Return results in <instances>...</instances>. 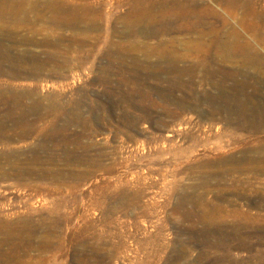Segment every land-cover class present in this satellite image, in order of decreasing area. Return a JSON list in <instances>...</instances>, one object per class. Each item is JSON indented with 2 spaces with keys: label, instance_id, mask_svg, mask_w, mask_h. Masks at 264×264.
Instances as JSON below:
<instances>
[{
  "label": "rangeland",
  "instance_id": "374dc122",
  "mask_svg": "<svg viewBox=\"0 0 264 264\" xmlns=\"http://www.w3.org/2000/svg\"><path fill=\"white\" fill-rule=\"evenodd\" d=\"M16 1L20 21L0 20L16 27L0 23V264H264V180L234 173L246 156L264 160V124L246 125L241 108L223 99L250 94L264 104V82L258 92L252 80L245 92L233 80L213 88L221 74L209 79L201 67L177 89L162 58L178 46L185 55L177 68L197 61L236 71L239 59H207L205 42L180 30L178 13H202L209 39L232 41L237 30L254 43L264 39V0H57L91 21L67 29L50 21V0H32L43 15L31 0ZM137 2L153 18L171 16L170 31L152 25L155 36H124ZM257 50L264 56V43ZM4 180L14 188L8 193Z\"/></svg>",
  "mask_w": 264,
  "mask_h": 264
},
{
  "label": "bare ground",
  "instance_id": "6f19581e",
  "mask_svg": "<svg viewBox=\"0 0 264 264\" xmlns=\"http://www.w3.org/2000/svg\"><path fill=\"white\" fill-rule=\"evenodd\" d=\"M30 1V0H29ZM32 1V0H31ZM30 1V2H31ZM34 1V0H33ZM32 1V2H33ZM39 1V3H40V1L41 0H38ZM51 1V3H48V2H46V3H48L44 8H45V12H47L46 10H48V11H50L51 12V16H50V21H52V22H54V26H57L58 24H59V27L61 28V25H64L65 26V24H66V26L67 27H77V26H80V25H82V24H87L88 25V23H90V22H88L87 21V19H85L84 21H82L83 19H82V16H83V14L81 13V14H78V9L80 8V7H78V9H76V8H73L72 6H70L69 7V5H71V3H73V2H71L70 4H68V0H65V1H68L66 4L64 3H61V4H59L58 2H57V0H50ZM62 1V0H61ZM64 1V0H63ZM73 1V0H72ZM76 1H78V0H76ZM193 1V0H192ZM31 2V3H32ZM42 2V1H41ZM16 3H18V1H16V0H0V20H3V21H5V24L6 23H8L9 24V22H6V21H13V22H16L17 21V23H18V20H19V16H21L23 13L21 12V10H20V7H18L19 5H21V4H17L18 6H16ZM21 3V2H20ZM25 3H28V2H25ZM31 3L30 4H28V5H31ZM35 3L36 2H33V5H31V6H34L35 5ZM75 3H77V2H75V0H74V3H73V6H74V4ZM80 3V5H81V3H82V1L81 2H79ZM83 3H85V2H83ZM82 3V4H83ZM68 4V5H67ZM138 2L136 3V5H135V7H133L134 9L131 11V12H129L128 13V15H127V19H125V22H127L125 25H126V29H127V26H128V31L126 30V33H125V35L124 36H126V34L128 35V34H131V33H136V32H138V33H143V34H145L146 36L147 35H151V36H155L156 35V33L157 32H159L157 29V32L154 30V31H152V29L150 30L149 29V27L150 26H160L161 27V30L162 31H164L165 33L167 32H169L170 31V29H169V26L171 25V24H169L168 25V22H171V21H173V20H171L170 19V17H167L165 14H161V15H159V17H155V18H153V17H151L150 15H149V13L147 12V11H144V10H142L141 9V7H140V9H137L136 7L138 6ZM179 4V3H178ZM37 5H38V3H37ZM37 5H35V7H32L33 8V10L34 9H36V7H37ZM42 5H45V4H43L42 3ZM79 5V4H78ZM79 5V6H80ZM165 5V4H164ZM31 6H29L30 8H31ZM41 6V5H40ZM90 6V5H88V3H87V5H86V3H85V5H84V9L86 10V8L88 9V7ZM154 6V5H153ZM159 6V5H158ZM176 6V5H175ZM191 6V5H190ZM250 6V5H249ZM28 7V8H29ZM72 7V8H71ZM83 7V6H82ZM86 7V8H85ZM177 7V6H176ZM253 7V6H252ZM23 8H26V6H23ZM29 8V9H30ZM32 8H31V11L30 12H32L31 14L32 15H35V13L32 11ZM38 8H41V7H39L38 6ZM43 8V9H44ZM146 8V7H145ZM158 8V7H157ZM28 9V10H29ZM90 9V8H89ZM88 9V10H89ZM22 10H24V9H22ZM91 10H93L92 8L90 9V11H88L89 13L91 12ZM245 10H247V9H245ZM252 10V13L254 14V12L256 13V11H254V8H252L251 9ZM27 11V10H26ZM39 11H41L40 9H39ZM39 11H37V9H36V12H39ZM87 11V10H86ZM94 12H95V10H93ZM92 11V12H93ZM99 11V10H98ZM206 11V12H205ZM205 16L207 15V16H210L211 18H217V19H221V15H219V14H217L216 12H215V10L213 11V10H211V9H205ZM23 12H25V11H23ZM29 12V11H28ZM27 12V13H28ZM30 12L28 13V15L30 14ZM81 12H83L82 10H81ZM88 12H85V13H87L88 14ZM91 12V13H92ZM97 12V11H96ZM95 12V13H96ZM22 13V14H21ZM26 13V12H25ZM41 13H42V15L44 14L43 13V11H41ZM200 13V12H199ZM21 14V15H20ZM50 14V13H49ZM259 14V13H258ZM27 15V14H26ZM25 15V16H26ZM46 15V14H45ZM92 15H94V14H92ZM98 15V14H97ZM96 15V17H99V16H97ZM156 15V14H155ZM178 18L177 19H179V21H183L184 23H185V26L184 27H182L183 29H180V30H182V31H185V32H187V33H189V34H193V35H197L198 34V39H200L201 41H204L205 42V54L208 56L207 57V59H215L216 57H219V58H221V59H223L224 61H226V62H230V60H233V58L232 57H234V59H239V63L237 64V66H238V68L239 69H237L236 71H228L227 69V71H225L224 69H221V68H219V69H217L216 71L215 70H209V68L208 67H206L205 66V64H208L207 62H205V64H203L202 65V63H197V61L196 62H194V63H192V64H190L189 66H186V67H183V68H177L175 65H177L182 59H184L183 57H184V55L185 54H183V52L182 53H178L176 50V48L178 47H170V48H167V50L165 51V53H164V57H162V58H165V59H167V63L171 66V68L169 67V69L168 70H166V72H168V73H175L176 75H177V78H176V82H174V83H172V86L174 85V86H177L178 88L177 89H180L179 87H184L185 86V84L181 81L183 78V76H186V75H189V77L190 76H193L194 74H196V72H197V70L199 69V68H204L205 70H206V75L205 76H208L209 77V79L211 78V79H215V78H217V77H219L220 76V74H221V76L219 77V79L217 80V81H211L212 82V86H213V88L215 87V88H218V87H223L224 89H225V83H227V81H230V80H233L234 82V84H233V87H234V90L235 89H237V90H241V91H243V92H245V89L246 88H248L251 84L249 83L251 80L252 81H254L255 82V84L257 85V87H256V90L258 89V86L259 85H263V82H264V56L257 50V45H260V44H263L264 43V39L263 38H260L259 40H256L257 42H254V43H251V42H249V41H247L246 39H244L243 38V36L241 35V33L239 32V31H237V30H233L231 33H230V35H232V37H234V40H232V41H229V39H223V37L221 38L220 36H219V38L217 37H215V39H209L208 38V36H209V33L206 31V28H208L209 26H210V22L207 20V19H205V18H203V17H201L203 14L201 13V15L200 14H198V13H196L195 12V10L194 11H180V13H178ZM36 16V15H35ZM38 16H39V13L37 14V18H38ZM85 16H87V15H85ZM91 16V15H90ZM89 16V17H90ZM157 16V15H156ZM169 16V15H168ZM175 16V15H174ZM253 16V15H252ZM33 17V16H32ZM40 17H41V19H43L44 18V16H41L40 15ZM43 17V18H42ZM46 17H48L47 15L45 16V21H43V20H41V19H39V20H41V21H43L44 22V24H45V22L47 21V22H49V19H47L46 20ZM95 16H93V18H96ZM175 17H177V14H176V16ZM245 18H242L241 17V23L240 24H244V23H247V20H249L246 16H244ZM26 18H28V16L26 17ZM24 19L25 20V22L27 21V19ZM35 17H33V19H34ZM85 18V17H84ZM21 19V18H20ZM31 19V22L29 21ZM80 19H82L81 21H80ZM92 19V18H91ZM90 19V20H91ZM210 19V18H209ZM23 20V19H22ZM35 20H37V19H35ZM34 20V21H35ZM38 20V21H39ZM94 20V19H93ZM122 20V19H121ZM262 20V19H261ZM2 21V22H3ZM20 21V20H19ZM28 21L31 23V27H33V29H35V26L37 25L33 20H32V18H30V16H29V18H28ZM87 21V22H86ZM95 21H96V19L94 20V21H92L93 22V24L95 23ZM224 24H227V22L226 21H223V20H221ZM12 22V23H13ZM22 23H23V21H21ZM32 22H34V23H32ZM51 22V23H52ZM182 22V23H183ZM0 23H1V21H0ZM4 23V22H3ZM38 23V22H37ZM39 23H40V21H39ZM181 23V22H180ZM2 24V23H1ZM21 24V23H20ZM25 24H27V23H25ZM24 24V25H25ZM33 24H34V26H33ZM41 25L43 24V23H40ZM53 24V23H52ZM123 24H124V22H123ZM212 24V23H211ZM3 26H4V24H2ZM30 25V24H29ZM27 26V25H25V26H23V27H30V26ZM39 25V24H38ZM46 25V24H45ZM100 25V24H99ZM183 25V24H182ZM248 25V24H247ZM252 25V24H251ZM256 25V24H255ZM5 26H7V25H5ZM4 26V27H5ZM11 26V25H10ZM9 26V27H10ZM14 26H15V23H14ZM53 26V25H52ZM64 26H62V27H64ZM66 26H65V28H66ZM94 26V25H93ZM93 26H92V28H93ZM240 26V25H239ZM238 26V27H239ZM253 26V25H252ZM9 27H5L6 29L7 28H9ZM30 27V28H31ZM83 27V26H82ZM85 27V26H84ZM89 27H90V24H89ZM88 26H87V28H89ZM168 27V28H167ZM177 27V26H176ZM216 27V26H215ZM224 27H225V25H224ZM262 27V26H261ZM11 28H13V27H11ZM11 28H9V29H11ZM16 28V27H15ZM15 28H13L12 30H15ZM18 28H19V30H20V27L18 26ZM30 28H28L29 30H31ZM57 28V27H56ZM124 28V29H125ZM156 28V27H155ZM172 28V27H171ZM248 28V27H247ZM246 28V29H247ZM251 28V27H250ZM0 29H2V28H0ZM8 29V30H9ZM22 29V28H21ZM37 29V28H36ZM35 29V30H36ZM55 29V28H54ZM58 29V28H57ZM67 29V28H66ZM78 29V28H77ZM90 29V28H89ZM210 29V28H209ZM209 29H207V30H209ZM255 29V28H254ZM5 30V29H4ZM7 30V31H8ZM11 30V31H12ZM35 30H33V31H35ZM93 30V29H92ZM99 30V29H98ZM122 30V29H121ZM180 30L178 31V32H180ZM213 30H214V28H213ZM229 30V29H228ZM1 31V30H0ZM10 31V30H9ZM8 31V32H9ZM32 31V30H31ZM37 31H38V29H37ZM37 31H35V32H33V33H36ZM39 31H40V29H39ZM120 31V30H119ZM254 31V30H253ZM262 31V30H261ZM6 32V31H5ZM115 32V31H114ZM125 32V31H124ZM1 33V32H0ZM7 33V32H6ZM29 33H31L32 35H33V33L32 32H29ZM39 33V32H38ZM119 33V32H118ZM257 33V32H256ZM3 34H4V32H3ZM8 34V33H7ZM14 34V33H13ZM16 34V36H17V34H18V30H17V32L15 33ZM122 34H123V32H122ZM121 34V35H122ZM137 34V33H136ZM211 34V33H210ZM243 34V33H242ZM12 35V33L10 34L9 33V35L8 36H11ZM31 35V36H32ZM37 35V34H36ZM40 35V34H39ZM227 35V34H226ZM229 35V37H231ZM7 36V37H8ZM15 36V37H16ZM19 36V35H18ZM24 36V35H23ZM23 36H20V37H22V41H23V45H24V40H23ZM28 36V35H27ZM31 36H28L27 38H29L30 39V42H31V39H33V36H32V38H31ZM134 36V35H133ZM138 36V35H137ZM2 37H4V35L2 36ZM5 37H6V35H5ZM15 37H13V39L15 38ZM36 37V36H35ZM130 37V36H129ZM211 37V36H210ZM225 37V36H224ZM263 37V36H262ZM18 38V37H17ZM61 38H63V37H61ZM73 38H74V36H73ZM73 38H72V40H73ZM146 38V37H145ZM8 39V38H7ZM9 39L11 40V38L9 37ZM19 39V38H18ZM47 39H49V37L47 38ZM46 39V40H47ZM51 39V38H50ZM135 39V38H134ZM0 40H1V38H0ZM17 40V39H16ZM15 40V42L16 43H18L17 41ZM20 40H21V38H20ZM20 40H19V43H20ZM86 40V39H85ZM8 41V40H7ZM21 41V42H22ZM27 41H29V40H27ZM26 40H25V42H27ZM49 41V40H48ZM47 41V42H48ZM54 41V40H53ZM87 41V40H86ZM4 42H6V39H5V41ZM12 42V41H11ZM29 42V43H30ZM32 42H34L33 40H32ZM47 42H44V43H47ZM58 42V41H57ZM8 43V42H7ZM28 42L26 43V44H29ZM53 43V42H52ZM86 43V42H85ZM25 44V45H26ZM48 44V43H47ZM58 44V43H57ZM134 44V43H133ZM32 45V44H31ZM140 46V45H139ZM144 46V45H143ZM133 47V46H132ZM130 48H131V46H130ZM5 50V49H4ZM9 50H11V49H9ZM264 51V50H263ZM3 52V50H1V47H0V55H1V53ZM134 52V51H133ZM180 52V51H179ZM23 53V52H22ZM10 54V53H9ZM189 54V53H188ZM8 55V54H7ZM6 55V56H7ZM187 55V54H186ZM48 56V55H47ZM10 57H13V56H10ZM20 58H21V56H19ZM23 57V56H22ZM5 58V57H4ZM3 58V59H4ZM219 58H217V60L219 59ZM10 59V58H9ZM206 59V60H207ZM12 60L14 61V59L12 58ZM11 60V63H13V61ZM205 60V59H204ZM208 61V60H207ZM215 61V60H214ZM220 61V60H219ZM0 62L2 63L3 61H1L0 60ZM238 62V61H237ZM0 63V64H1ZM11 63H9V64H11ZM3 64V63H2ZM5 64L7 65V67L8 68H10L11 66H14V65H9L8 66V62H5ZM211 64V63H210ZM214 64H216V63H214ZM231 64V63H230ZM220 65V64H219ZM2 66V65H1ZM0 66V67H1ZM21 66H23V65H21ZM26 66V65H25ZM28 66V65H27ZM36 66V65H35ZM46 66V65H45ZM215 66V65H214ZM221 66V65H220ZM219 66V67H220ZM225 66V65H224ZM223 66V67H224ZM236 66V65H235ZM20 67V66H19ZM24 67V66H23ZM47 67V66H46ZM135 67V66H134ZM213 67V66H212ZM226 67V66H225ZM1 68H3V67H1ZM6 68V67H5ZM16 68V67H15ZM22 68V67H21ZM136 68V67H135ZM250 69V70H253L255 73H257V74H254L253 75V73L251 74V73H247V72H242L243 70L242 69ZM11 69V68H10ZM34 69H37V68H35L34 67ZM34 69H32V70H34ZM39 69H41V68H39ZM146 69V68H145ZM231 69V68H230ZM233 69V68H232ZM5 70V69H4ZM8 70V69H7ZM6 70V71H7ZM16 70V69H15ZM14 70V71H15ZM18 70V69H17ZM23 70V69H22ZM31 70V69H30ZM136 70V69H135ZM139 70V69H138ZM148 70V69H147ZM159 70H162V69H159ZM234 70H235V68H234ZM1 71V70H0ZM154 71V70H153ZM158 71V70H157ZM163 71V70H162ZM16 72V71H15ZM18 72V71H17ZM165 72V71H164ZM2 73V72H1ZM10 73H11V71H10ZM13 73V72H12ZM23 73V72H22ZM16 74V73H15ZM12 75V74H11ZM18 75V74H17ZM35 75H36V73H35ZM13 76V75H12ZM21 76V75H20ZM243 77L245 80L244 81H242V82H240V81H237V78L238 77ZM11 77V76H10ZM194 77V76H193ZM204 77V76H203ZM14 78V77H13ZM18 78V77H17ZM37 79V78H36ZM195 79V78H194ZM191 80V79H190ZM173 81V80H172ZM210 82V81H209ZM229 83V82H228ZM232 83V82H231ZM253 84V83H252ZM254 87V86H253ZM173 88V87H172ZM250 88V87H249ZM170 89H171V87H170ZM232 89V88H231ZM264 89V88H263ZM172 90V89H171ZM221 90V89H220ZM234 90H233V93H235L234 92ZM247 91V90H246ZM172 92H173V90H172ZM225 92H226V90H225ZM230 92V91H229ZM257 92H258V90H257ZM239 93V92H238ZM240 94V93H239ZM226 95H228L227 93H226ZM226 95H224V98L223 99H225V101H226V103H236L241 109H239L240 110V112H238L239 114H240V116H241V118L243 119V121L244 122H246L245 124L247 125V124H252L253 125V127L256 129V130H259L260 131V129H261V127H263L262 125L264 124V104L260 101V102H258V101H254V98L253 97H251L252 95H248V97L246 98L247 100H238V99H240V98H238L237 97V95H236V98H238V99H235L234 98V100L232 99L233 98V96L232 95H230V96H226ZM235 95V94H234ZM245 95V94H244ZM5 96V95H4ZM212 96V95H211ZM232 96V97H231ZM253 96H254V94H253ZM208 97V100H213L211 97H209V96H207ZM148 98V97H147ZM243 98V97H242ZM152 99H150V101H151ZM149 102V101H148ZM154 102V101H153ZM9 104V103H8ZM224 104H225V102H224ZM14 105V104H13ZM232 105V104H231ZM228 106V105H227ZM221 108V107H220ZM230 108V107H229ZM166 109V108H165ZM231 109V108H230ZM236 109V108H235ZM169 111H170V109H168ZM233 110V109H232ZM27 111V110H26ZM165 111V110H164ZM168 111V112H169ZM224 111V110H223ZM238 111V110H237ZM236 111V112H237ZM16 112V111H15ZM172 112V111H171ZM227 112H228V110H227ZM231 113H232V111H230ZM13 113V112H12ZM170 113V112H169ZM168 113V114H169ZM20 114V113H19ZM171 114H175V113H171ZM170 114V115H171ZM237 114V113H236ZM239 114H238V116H239ZM170 115H169V117H170ZM176 115V114H175ZM174 115V116H175ZM227 115V114H226ZM230 115V114H229ZM234 115V114H233ZM4 116V115H3ZM12 116V115H11ZM168 116V115H167ZM179 116V115H178ZM236 116V115H235ZM27 117V116H26ZM18 118V117H17ZM171 118H172V115H171ZM226 118H228L229 119V117H227L226 116ZM237 119V118H236ZM2 120V119H1ZM226 120V119H225ZM240 120V119H239ZM12 122V121H11ZM242 122V121H241ZM240 122V123H241ZM238 123V122H237ZM7 124V123H6ZM20 124V123H19ZM230 124V123H229ZM231 124H232V122H231ZM234 124V123H233ZM48 125V124H47ZM246 125H244V126H246ZM2 126V125H1ZM3 126H5V125H3ZM30 126H32V125H30ZM2 128V127H1ZM4 128V127H3ZM248 128H249V126H248ZM253 128V129H254ZM254 129V130H255ZM9 130V129H8ZM3 131H4V129H3ZM3 131H1V132H3ZM6 131V130H5ZM26 131V130H25ZM35 131V130H34ZM254 132V131H253ZM14 133V132H13ZM3 135H4V133H3ZM10 135V134H9ZM215 136V135H214ZM220 136V135H219ZM30 137V136H29ZM1 138V137H0ZM11 138V137H10ZM34 138V137H33ZM26 139V138H25ZM4 140V139H3ZM23 140V139H22ZM1 141V140H0ZM2 142V141H1ZM4 143V142H3ZM4 145V144H3ZM11 146H12V144H11ZM248 146V145H247ZM259 147V146H258ZM261 147H262V145H261ZM253 148H255V147H253ZM15 149V148H14ZM19 149V148H18ZM258 149V148H257ZM259 149H260V147H259ZM256 150V149H255ZM250 151H251V149H250ZM254 151V150H253ZM251 152V154L252 153H254V152ZM259 151V150H258ZM262 152V151H261ZM264 152V151H263ZM246 153V152H245ZM256 153H257V150H256ZM240 154H242V153H240ZM262 154H264V153H262ZM262 154H260V151H259V155H262ZM255 155V154H254ZM253 155V156H254ZM257 155V154H256ZM1 156V155H0ZM244 156V155H243ZM252 155H250V157L249 156H246V157H244V158H242V157H240V158H242V160H241V163L243 164V165H246V167L245 168H241V170L239 169V170H236L237 172H234L235 174H237L238 172V174H240V175H245L246 173L248 174V173H250V174H252L253 173V175H254V179L255 180H258V181H262V180H264V166H263V168H261V164L264 162V160H261L260 158H261V156L259 157V159H255L254 157L252 158L251 157ZM263 156V155H262ZM10 157V156H9ZM256 158H257V156H256ZM237 162V161H236ZM240 162V161H239ZM258 165V164H260L261 166L259 167L258 166V168H257V166H256V168L255 167H253L252 165ZM8 166V165H7ZM7 168V167H6ZM240 168V167H239ZM232 169V168H231ZM234 169V168H233ZM18 170H20V169H18ZM225 171V170H224ZM228 172H230V169L229 170H227ZM233 171V170H232ZM231 171V172H232ZM17 172V171H16ZM12 173V172H11ZM20 173H21V171H20ZM221 173V172H220ZM219 173V174H220ZM224 173V172H223ZM225 173H227L226 171H225ZM233 173V174H234ZM228 174V173H227ZM229 174H232V173H229ZM7 175V174H6ZM5 175V176H6ZM15 175V174H14ZM20 175V174H19ZM22 175V174H21ZM240 175H238L237 177H239ZM2 176V175H1ZM13 176V175H12ZM18 176V175H17ZM23 176V175H22ZM27 176V175H26ZM41 176V175H40ZM228 176H230V175H228ZM3 177V176H2ZM7 177V176H6ZM15 177V176H14ZM217 177V176H216ZM241 177V176H240ZM245 177V176H244ZM248 177V176H247ZM1 178V177H0ZM47 178V177H46ZM218 178V177H217ZM230 178H232V177H230ZM235 178H236V176H235ZM234 178V179H235ZM248 178H251L250 177V175H249V177ZM247 178V179H248ZM3 179V178H2ZM21 179H22V177H21ZM36 179V178H35ZM229 179V178H228ZM237 179V178H236ZM252 179V178H251ZM253 179V180H254ZM10 180V179H9ZM28 180V179H27ZM240 179L238 178V181H239ZM5 181V180H4ZM3 181V182H4ZM16 181V180H15ZM30 181V180H29ZM32 181V180H31ZM238 181H234V182H237L238 183ZM250 181V180H249ZM6 182H7V180L5 181V184H4V186H2V188H3V190L6 192V193H8L9 192V190H11V189H14L12 186H11V184L9 185V184H6ZM9 182V181H8ZM240 182V181H239ZM243 182V181H242ZM12 183V182H11ZM29 183V182H28ZM258 183V182H257ZM13 184V183H12ZM15 185V184H14ZM25 185V184H24ZM33 185V184H32ZM18 186H19V184H18ZM20 186H22V185H20ZM17 187V186H16ZM23 188V187H22ZM21 189V188H20ZM36 191V190H35ZM12 193V192H11ZM10 193V194H11ZM28 195H30V194H28ZM1 218V217H0ZM253 219V218H252ZM247 220V219H246ZM249 220H250V218H249ZM3 221V220H2ZM241 221H243V220H241ZM242 223V222H241ZM2 227H3V225H2V222H1V224H0ZM9 225V223H7V226ZM17 225V224H16ZM7 226H5V227H7ZM9 226H11V225H9ZM8 228V227H7ZM6 228V229H7ZM9 228H11V227H9ZM29 228V227H28ZM1 230H2V228H0ZM8 230V229H7ZM6 230V231H7ZM9 231V230H8ZM263 231V230H262ZM8 233V232H7ZM1 235H4V234H1ZM0 235V236H1ZM3 238V237H2ZM1 238V239H2ZM4 238H6V237H4ZM4 240V239H3ZM1 242H2V240H1ZM17 247L18 246H16L15 248L17 249ZM242 247H244V246H242ZM248 249V248H247ZM189 250V249H188ZM223 250V249H222ZM184 251V250H183ZM224 251V250H223ZM186 253H188V252H186ZM208 253H209V251H208ZM205 255V254H204ZM183 256L185 257V254H183ZM182 256V257H183ZM190 257V256H189ZM204 257V256H203ZM208 257V256H207ZM221 257V256H220ZM186 258V257H185ZM219 258V257H218ZM221 258H223V257H221ZM205 259V258H204ZM225 259V258H224ZM0 261H2V260H0ZM1 263V262H0ZM3 263V262H2ZM4 264V263H3ZM8 264V263H7Z\"/></svg>",
  "mask_w": 264,
  "mask_h": 264
}]
</instances>
